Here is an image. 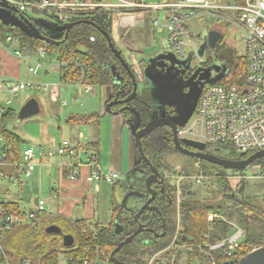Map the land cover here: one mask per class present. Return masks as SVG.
I'll list each match as a JSON object with an SVG mask.
<instances>
[{
	"label": "trees",
	"instance_id": "obj_1",
	"mask_svg": "<svg viewBox=\"0 0 264 264\" xmlns=\"http://www.w3.org/2000/svg\"><path fill=\"white\" fill-rule=\"evenodd\" d=\"M93 2L99 3L96 0ZM115 13L116 12L113 11H106L104 8H99L94 12L75 15L71 23L78 21L86 22L73 28L66 42L60 45H52L31 38L24 34L20 28L13 25H5L1 20L0 33L4 40L8 35L17 37L21 41L22 46H28L31 51H38L40 48H44L48 53L54 56L56 55L61 61L69 60L71 56L74 55L83 58L92 68L93 74L95 75L94 83L103 88L107 87L112 82L109 64L115 62L114 53L103 32L108 33L112 38V24ZM44 14L51 16L47 14V12ZM51 18L54 19L53 16H51ZM90 38H94V42H92ZM63 39L62 37L57 41H62ZM116 47L121 50L117 45ZM239 52L237 48L224 43L219 44L216 51H209L206 62L200 63L198 67H223L224 70L221 71V74L216 75V77L219 78H214V80L216 79L214 84H208L207 86H242L245 84L247 62ZM143 62H145V65L148 64L146 60ZM121 69H124L122 65ZM63 75L66 79L69 77V74ZM205 88L206 87H204L202 91ZM131 89L127 90L128 94ZM148 94L147 92V95ZM149 101L150 99L147 100V103H149ZM140 112L144 124H147L150 120L148 115L150 108H146V110L141 109ZM17 116V111L11 107L0 120V138L5 142L6 146L3 152L7 154L9 158L12 155L16 161L21 159L22 145L25 144V141L20 135L8 127V122L15 120ZM121 116L128 127H131V119L132 121L135 119L134 115L131 112L125 111ZM68 123L79 127H94L98 129L101 123V116L97 113L91 115L75 114L68 119ZM172 138L171 130L159 128L141 140L146 157L162 173L164 169L171 168L169 163L163 161V157L168 154V152L175 151ZM88 151H90L92 156L98 155V144L96 142L90 144V147L88 146ZM206 153L221 159L237 162L249 158L256 152L253 151L241 154L231 147L217 148L216 146L207 145ZM189 160L200 163L205 175L211 176L213 178L212 181L217 182L222 188L224 191V203L231 215L227 214L222 206L214 207L212 205H207L187 195L188 199L181 204L179 210L180 222H177L175 217L177 214L175 196L174 203L176 204L173 211L170 209L168 212L166 210L164 211L161 206L159 210L162 216L156 212L145 211L138 217L136 222L135 217L139 211L123 208L121 204H118L115 194L112 193V214L111 221L108 225L105 226L97 223L92 227L87 220L72 221L64 216H60L52 221L48 227H44V233L37 235L36 232L39 227L37 226V222L41 217V215H38L37 219L32 220L27 225L21 224L18 226L19 228L16 227L2 240L3 248L0 249V263L10 261L8 260L10 259V254L5 252V246L3 244L5 239L11 236L14 231L16 232V234H14L18 237L15 241L12 240L13 242L11 241L8 246L11 247L12 243L18 242L19 239L27 248L19 251V257L24 256L19 264H24L26 261H30L34 264H61V258L65 259L69 257L82 259H96L100 257L103 263L109 260L107 264H114L111 260V254L116 250L119 244L131 237L138 230V224L141 225L145 231L140 233L115 255L116 259L122 264H146L150 259L164 251L165 254L161 258L155 259L153 264H170V259L177 250H179V252L173 264H181L183 258L180 255H182V252L184 254H190L186 264H238L242 258L254 249L264 247V200L258 197L248 200L244 191L246 185H243L246 184V182H241L239 186L233 189L228 181V178L231 177L247 175L250 169L255 166L259 167V172L264 174V158L257 160L245 171L226 170L221 166L199 161L197 159L190 158ZM132 175L133 174L130 176L132 177ZM119 185H122L121 188L124 186V184L120 182L118 185L113 186V188L115 189ZM169 188L175 193L174 188L170 185ZM126 191L129 193V191L131 192L133 190L126 188ZM9 208L11 210H18L12 206H9ZM210 213H223L225 218H234L236 216L237 224L243 228L245 236L239 243V246L232 252L222 250L207 254L208 250L205 249L206 245L219 242L231 234L229 225L223 223L222 219L214 220L213 223L210 224L208 221V215ZM163 220L166 221V235L160 236V234L164 233ZM71 224L73 227L70 230L67 225ZM50 226L60 227L62 234L48 233L47 230ZM119 226H122L123 229L117 233ZM65 235L73 236L74 243L71 247L64 246L63 241ZM42 239L49 243L58 241L59 247L52 248L48 246L46 250L40 252L38 248L41 245L31 247L33 245L32 241L35 243L37 240L39 241ZM15 247L16 246L13 244L14 249H16ZM35 247H37V250H35ZM185 248L191 250V252H188ZM201 249H204L205 253H202ZM180 250L183 251L181 252Z\"/></svg>",
	"mask_w": 264,
	"mask_h": 264
},
{
	"label": "built area",
	"instance_id": "obj_2",
	"mask_svg": "<svg viewBox=\"0 0 264 264\" xmlns=\"http://www.w3.org/2000/svg\"><path fill=\"white\" fill-rule=\"evenodd\" d=\"M15 6L21 13L42 15L47 12L49 19L60 25L70 23L75 15L96 11L104 8L106 11L142 12L152 14V24L155 29H166L168 33L167 46L172 50L176 59H184L187 50L193 64L205 62V58L199 56L200 46L204 40L201 38L204 31L217 32L221 38L218 44L225 42L226 32L233 29L241 34L243 41V57L247 62L246 81L242 86L209 85L202 91L197 107L188 123L177 129V135L181 140H191L205 145L231 147L239 153L264 151V0H164L160 3H151L148 0H116L115 5L87 6L79 4H61L53 0H4ZM91 9V10H90ZM164 12L163 22H160V13ZM46 15V14H45ZM207 21H214L220 26L206 28ZM205 35V36H206ZM199 38V40H198ZM94 42V38H90ZM229 45V44H227ZM230 46V45H229ZM233 47V46H231ZM235 48V47H234ZM0 49L20 61L21 65L28 62V73L38 77L45 69V60L48 52L44 48L31 51L28 46H22L17 37L8 35L4 40L0 33ZM60 74L63 83L67 79L63 74H69L70 83L78 90L79 95L94 94L96 87L91 81L92 68L86 60L74 55L69 60H59ZM48 72V71H46ZM27 89L50 91L48 86L40 84H24L4 75L0 62V117L5 115L12 107L13 101L20 93ZM66 106V104H63ZM53 151L39 150V155L58 156L68 158L69 161L62 166L68 180L77 181L82 177V169L88 168L89 174L84 177L88 183L105 182L112 186L119 183L121 177L116 171L105 172L98 165V157L90 156L88 164L82 162L80 150L73 147L68 140H64ZM37 148L30 147L22 153L20 162L14 160L11 155L0 156V167L24 169L25 176L31 177L38 163ZM0 154V155H1ZM164 178L169 181H177L171 184L175 191L180 192L179 184L185 180H196L195 177H179L177 173L170 175L164 172ZM234 178H240L234 177ZM264 178V176H263ZM242 180V179H240ZM58 192L55 193V197ZM36 209L24 213L19 210H11L0 203V249L3 248L2 240L21 224L37 219L38 215L46 212V201L39 200L35 203ZM212 219V217H210ZM241 231L225 241L208 244L205 249L208 253L227 250H235L241 240ZM188 252V250L185 248ZM205 253L204 249H201ZM207 253V254H208ZM100 257L96 259L65 258L63 264H107ZM24 264H33L26 261Z\"/></svg>",
	"mask_w": 264,
	"mask_h": 264
},
{
	"label": "rangeland",
	"instance_id": "obj_3",
	"mask_svg": "<svg viewBox=\"0 0 264 264\" xmlns=\"http://www.w3.org/2000/svg\"><path fill=\"white\" fill-rule=\"evenodd\" d=\"M103 1L105 3H108L109 0H103ZM95 5H98V3H95ZM8 14H11V13H8ZM48 14H51V13H48ZM27 15L34 19L48 20V22L52 21L51 23L52 24L54 23V25L57 24L54 20L49 19V17L45 14L34 15L32 13H27ZM164 15H165L164 12L160 13V22H163ZM217 25L220 26L219 23H216L214 21H207L205 23L206 28L215 27ZM157 34H158L157 39L152 41L151 46L143 47L142 50H144V53L143 54L135 53V57H131L132 54L122 47L125 60L129 62L130 64H132L133 67L135 66V69H134L136 71L135 76L139 79V81H141V79L144 77L143 74H145V72H143L142 70L138 71L139 70L138 68L140 66L138 65L137 62H142L143 60H145V58H148L149 55H153L151 53L152 51L153 53L155 52L157 56L160 55V51L162 50L167 51L168 54L171 56L173 54L172 50L168 48L167 43H166L167 42L166 30L164 34H159V33ZM205 35H206V31L203 32L201 38H203ZM225 42L229 44L230 46L237 48L238 51H240L239 53L241 54L243 53V48H244L242 44L243 41H242L241 34L238 31H234L233 29H228L226 32ZM116 45L121 49V45H118V44ZM189 57H190V50L188 49L186 58L177 59V60L179 63H184L189 59ZM150 59L152 58H149V60ZM29 65L30 64L28 62H24L22 64L21 78L15 79V80L21 83H24V84H40L42 87L48 86L49 90L51 89L53 90L58 87L60 91V99H59L60 102L58 103V100L54 101V99L51 96L50 91L38 92L32 89H27L24 92L20 93L19 96L13 101L12 108H14L17 111L18 116L15 120L8 122V127L12 129L13 131H15L17 134H19L25 140V144L22 145V151L32 144L40 145L38 144V140L43 141L47 136L51 134L49 132L50 130L49 127L53 129L59 126L60 130L57 129L56 131L55 130L52 131L55 134L51 136L53 139H55L56 142L62 141L64 139L66 140L74 139L75 137H78L79 133H84L87 136H88V132L93 133L94 130L92 128L87 129V127H79V126H75V125L68 123V119L72 115H75V114L76 115H91L94 113L99 114L101 116V123H100V126L98 127L97 133L100 135L101 134L104 135V137L110 134V131H111L110 126L115 121L113 120V117L110 114H106L104 112L105 111L104 102L106 100V94L102 86H98L94 83V78H95L94 74H91V81L96 87V94L95 95L93 94L79 95L75 87L73 86V84L70 83L71 75H69V77L67 78V81H68L67 84L63 83V80L60 77V70L58 67L59 61L56 60L55 57L51 56L50 58L48 57L45 60V69L41 71L38 77L28 73L27 68L29 67ZM46 71H48V73H46ZM144 79L146 78L144 77ZM144 86L145 85L141 83V87H144ZM151 86L156 92L157 87L154 86L153 84H151ZM192 93L193 92L191 91V94ZM32 98L37 99V101L39 102L40 113L37 115H32L30 117L22 119L20 117L21 109L23 108L24 104L27 103ZM64 103L66 104V106H63ZM190 104L191 106H193L194 101L192 100ZM153 105L158 108L162 106L161 101L155 97V93L153 95ZM0 120H1V117H0ZM80 140H84V138ZM4 145H5V142L0 138V153H1V147ZM174 149H175V145H174ZM83 158L85 159V157ZM189 159L190 157L186 155H182L178 153L176 150L168 152V154H166L163 157V161H165L166 163H169L170 164L169 166L171 167V168L169 167L170 169H164L163 170L164 172H168V174L170 173V175H172L173 173H177L179 177L188 176V177L197 178L196 180L183 181L182 183L179 184V188L181 187L180 192H178V189H177V192L175 191L176 194L174 196L177 202V214L175 217H176L177 222L181 221L180 214H179L181 204L188 199V196L196 201H202L207 205H212L214 207L222 206L225 209V212L227 214H230V212L228 211L226 207V204L224 203V198H223L224 191L222 190V188L217 184V182L212 181L213 178L211 176L205 175L200 163L191 161ZM263 176L264 174L259 172V167L255 166L250 169L247 175L245 176L241 175L240 178H234V177L228 178V181L230 182V185L233 189L239 186L241 182L243 181L246 182V184H243V185H246L244 191H245V196L248 198V200H250L251 198H255V197L256 198L258 197L259 199L264 200V178ZM236 177H239V176H236ZM22 178H23L22 186L24 187L26 185L25 184L26 181H29V179L26 178L25 176ZM127 181L130 182L129 179ZM175 183L178 184L177 181H171V184H175ZM121 186L122 185H119L114 189L113 186L108 184L105 186L106 191L102 192V194H98L94 190L87 192V195H91V198H92L91 207L94 209V214H92L91 216H86L83 213H81V211L77 210L76 214L72 218L74 220L75 219L89 220V222H91L90 226L92 227L95 226V224L97 223H101L102 225H108L110 223L109 221L111 220V214H112L111 213L112 212L111 198H112V193L114 190L116 193V199L118 201V204H121V205L130 204L131 205L130 207H132L135 200H137L138 205H139L142 199L141 198L139 199L136 196V194H133V193L125 194V191L122 190ZM23 190H20L18 186H13V184L11 183V178L8 175L7 176L5 175V177L2 178V175L0 174V197H6L10 194H14L15 196L16 195L21 196L23 194ZM44 190L45 192L41 194V197L45 198V200L47 201L46 202V212L42 214L41 217L38 219L37 226L39 227L37 228V232H36L37 235L40 233H44V230H45L44 227L45 226L48 227L50 224L48 222V219L56 216L58 213L57 209L54 208L53 205L51 206L49 205L50 201L48 200V197H49L48 188L44 186ZM7 199H11V198L7 197ZM40 199L41 198H39L38 196H36L34 199H31L29 189H26V192L24 193L23 202H21V205H22L21 208L26 211H29L30 209L31 210L36 209L37 205H35L34 201L37 200L39 202ZM175 199H174V202H175ZM210 217H212V219H210ZM221 219L223 223H225L226 225H229L230 227L229 230L231 231V234L227 238L221 240V242L229 238H232L239 231H241L242 233L241 240L244 238L245 232L243 228H241L237 224L236 216L234 218H227V217L225 218V215L223 213H220V214L210 213L208 215V221L210 224H212L214 220H221ZM67 227L71 230L73 225L72 224L67 225ZM15 234L13 233V235H11V239L9 241H6L8 238L5 239V245L3 244L5 246V249H4L5 252L6 253L8 252L10 254L9 255L10 259H8L10 260L9 261L10 263L7 261L5 263H0V264H19V262H21V259L24 257V256L19 257V251L20 250L22 251L27 248L23 245V243L19 239H18V242L12 243L11 247L8 246V244L12 240L15 241L17 239L18 236ZM12 236H14L13 239H12ZM53 239H56V238H53ZM241 240L239 241V243L241 242ZM32 242H33V245L31 247H34L35 245L36 246L41 245L38 248L39 252L46 250V247L48 246L52 248L59 247L58 241H53L49 243L48 241H44V239H42L39 241L37 240V242L35 243L34 241ZM239 243H237L238 246H239ZM13 244L14 246H16L15 247L16 249L13 248ZM36 248L37 247H35V250H37ZM180 251L182 252L183 250H180ZM164 252L157 254L155 257L150 259L146 264H153L155 259L161 258L165 254ZM178 252L179 250H177V252L173 255V257H171L170 264L175 263ZM189 255L190 254L188 253L184 254L182 252V255H180L183 258L181 261V264H186V261ZM63 262H64V259L61 258V264H63Z\"/></svg>",
	"mask_w": 264,
	"mask_h": 264
},
{
	"label": "crops",
	"instance_id": "obj_4",
	"mask_svg": "<svg viewBox=\"0 0 264 264\" xmlns=\"http://www.w3.org/2000/svg\"><path fill=\"white\" fill-rule=\"evenodd\" d=\"M53 1L60 2L61 4H68V3L79 4L80 2H83L87 4V6H92V7L94 6L93 4H95L93 2L94 0H53ZM96 1L99 2L98 4L100 5L118 4V1L116 0H109L108 3H105L103 0H96ZM148 1L151 3H160L164 0H148ZM165 30L166 29H160L157 31V29L153 27L151 13L121 12V10H118L115 13L112 24V41L114 42L115 45L116 44L121 45V49L123 47L124 49L129 51L132 54L131 57H135V53L143 54L144 50H142V48L145 46L147 47L151 46L152 41L157 39L158 36L157 33L164 34ZM167 37H168V33L166 36V40ZM163 52H165V50L160 51V54ZM151 53L153 55H149L148 58H145L146 61L149 58H155L157 56L155 52L153 53L152 51ZM143 61L137 62L138 65L141 63V66L138 68L139 69L138 71H141V67L145 66V62ZM0 62L2 64L4 75L7 78L10 79L21 78L22 65L19 60L10 56L4 50L0 49ZM60 77L61 79H63L62 74H60ZM76 91L78 92L77 89ZM95 94L96 92L93 95ZM51 96L54 99V101L58 100V103L60 102L59 101L60 91L58 87L53 89ZM105 102H104V106H105ZM38 108L40 113L39 102H38ZM105 113L109 114L108 112ZM111 116L113 117V120L115 122L110 126V130H111L110 134L107 135L106 137H104V135L102 134L101 135L98 134L97 133L98 129H95L94 127H87V129L92 128L94 130L93 133L87 131L88 136L85 135L84 133H79L78 137H75L74 139H69L68 141L73 147L82 149L80 150L81 152L80 157L82 162L85 164H88L91 158L90 157L91 153L90 151H88L87 147L88 146L90 147V144L96 142L99 148V151H97L98 155H96L99 159L98 165L105 172H108L109 170H113L121 174V183L125 184L126 178L135 169L136 165L138 164V160H139L138 154L134 141L132 139L131 132L129 131L123 118L120 116H113V115ZM49 129H50L49 132L51 134L47 136L43 141L38 140V144L40 145L32 144L24 149L26 150L30 147H35L38 149L37 150L38 163L36 169L31 175V177L28 178L29 181H26L25 183L26 185L24 187L22 186L23 185L22 177L25 176L24 169L0 167V174L2 175V178L5 177V175L6 176L8 175L11 178V183L13 184V186H18L20 190H23L24 188L23 194L21 196L20 195L15 196L14 194H10L6 197H0V203L8 207L12 206L13 208L18 209L19 211H23L26 213L31 212L33 209L26 211L21 208L22 207L21 202H23L24 193L26 192V189H29L31 199H34L36 196H38L39 198H41V200L42 199L45 200V198L41 197V194L45 192L44 190V186H45L49 190V194H48L49 196L48 200L50 201L49 205L50 206L53 205V207L56 208L58 211L56 216L48 219L49 223L56 220L60 216H64L72 221L85 220V219L74 220L72 217L76 214L77 210L81 211V213H83L86 216H91L92 214H94V209L91 207L92 198L91 195H87V192L94 190L96 193L102 194V192L106 191L105 186L108 185V183L100 182L98 184L96 183L88 184L84 180V177L89 174L88 168L82 169L81 179L71 182L66 177L67 174H65L62 170V166H64L69 161L68 158L58 157L56 155L51 157H49L48 155L45 156L39 155V150L42 149L47 151H53L54 147H57L58 145H60L62 141L66 140L64 139L62 141L56 142L55 139L51 137L53 134H55L52 131L54 130L56 131L57 129L60 130L59 126L53 129L49 127ZM83 138L84 140H80ZM24 150L22 151V153L24 152ZM22 153H21V159H22ZM2 155L3 154H1L0 156ZM83 157H85V159ZM21 159L17 161L20 162ZM57 192H58V196L55 197V193ZM113 194H115L116 196L115 191H113ZM7 197L11 199H7ZM36 201L37 200H35L34 203H36ZM87 221L89 222V220ZM99 224L102 225L101 223ZM13 233H15V231ZM10 239L11 236H9L6 241H9ZM4 245H5V241H4Z\"/></svg>",
	"mask_w": 264,
	"mask_h": 264
},
{
	"label": "water",
	"instance_id": "obj_5",
	"mask_svg": "<svg viewBox=\"0 0 264 264\" xmlns=\"http://www.w3.org/2000/svg\"><path fill=\"white\" fill-rule=\"evenodd\" d=\"M11 14H8V13ZM0 20L2 21L3 24L5 25H10V26H15L21 29V31L26 34L27 36L31 38H35L41 41H44L48 44L52 45H60L61 43H65L69 33L73 28L76 26L85 23L86 21H78V22H73L70 24H64L60 25L52 24L51 22H48V20H43V19H34L31 18L30 16L27 15V13L24 15L19 12V10L11 5L10 3L0 0ZM58 25V26H56ZM45 30H43V29ZM106 39L108 40L109 46L112 50V52L115 54V56L118 58V60L121 61V64L123 67L127 70V72L130 74L131 78L135 80V77L133 75V71L131 70L128 62L125 60L124 54L122 50H119L114 42L112 41V38L109 36L108 33H104ZM64 38L62 41H57L60 38ZM221 38V36L217 32H209L206 37H205V43L201 46L199 50V56L204 55V49L206 45L212 47L215 45V42L218 41ZM148 66L146 69H144L145 74L144 77L151 82L154 86L157 87V91L152 88V96L155 93V97L159 99L162 103L161 111L164 114V110L166 106L170 107H177L176 111L178 112L177 118L174 121H166L165 118H161L160 120H157L155 123L151 124L148 126L146 129H143L141 131H138L140 128V121H138L137 125L131 126V135L132 139L134 141L136 150L139 152L141 157L148 162V160L145 158L144 151H143V146L141 143V139L144 138L145 136L149 135L152 133L156 128L158 127H164L167 126L172 130L173 134V143L175 145V150L182 154L186 155L192 159H197L199 161H204L208 162L211 164H215L218 166L223 167L226 170H235V171H245L248 169L250 165L255 163L257 160L263 159L264 158V151H259L256 152L255 154L251 155L249 158L243 160V161H229L225 159L218 158L214 155L207 154L204 152L206 145L203 143H198L194 141H189V140H184L181 141L179 140L177 136V129L185 126L190 118L192 117L202 89H199L197 93H192L191 90L186 94L185 91L183 90L185 85H176L175 87V79L171 78L170 74H180V73H186L188 70L191 68V58L188 59L184 63H179L176 57L172 54L169 55L168 52H163L159 56L148 59ZM163 62L164 66L162 67L160 63ZM166 62H171L173 65L177 64L180 66V69L178 72H175L173 69L176 68H171L168 67L169 64H166ZM220 68V67H219ZM159 69V70H158ZM177 70V69H176ZM143 77V79H144ZM217 78V77H215ZM219 78V77H218ZM217 78V79H218ZM216 80V79H215ZM215 80L212 79V81L209 84H214ZM173 83V84H172ZM173 86H171V85ZM170 85V86H168ZM136 84H135V90H136ZM173 88V90H172ZM135 96H132L130 100H127L126 102L131 101L134 99ZM194 101V105L191 106L190 102ZM110 109V108H109ZM107 108V111H109ZM39 113V108H38V102L36 101L35 98L29 100L21 109L20 112V117L22 119H25L27 117H30L32 115H37ZM111 113V111H110ZM134 113V112H133ZM135 114V113H134ZM137 114V113H136ZM135 114V115H136ZM115 115V114H114ZM137 116V115H136ZM138 118V116H137ZM139 120V118H138ZM182 144L188 145L193 147L194 149L198 150V152H190L187 149L182 147ZM3 150L5 149V146L2 148ZM244 154V153H241ZM134 173L132 171L128 177L126 178L125 183L129 179L130 175ZM153 177H157V171L154 170L152 171ZM124 191V190H123ZM136 194V196H144V194L141 193H136V192H129ZM128 194V193H127ZM145 197V196H144ZM128 203V202H127ZM123 208H126L128 210H133L128 207V204L122 205ZM148 204L143 206L141 210H139V213L135 217V221L137 222L138 217L148 208ZM138 224V223H137ZM138 230L129 238H127L124 242L119 244V246L116 248V250L111 254V260L114 264H122L119 262L115 255L117 252H119L125 245L129 244L135 237H137L140 233L145 231V229L138 224ZM122 226L118 227L117 233H119L122 230ZM48 233H55V234H62V230L58 226H50L47 230ZM74 243V238L71 235H65L64 237V246L65 247H71ZM227 264H234V263H227ZM238 264H264V247L255 249L254 251L250 252L247 254L244 258L240 260Z\"/></svg>",
	"mask_w": 264,
	"mask_h": 264
},
{
	"label": "flooded vegetation",
	"instance_id": "obj_6",
	"mask_svg": "<svg viewBox=\"0 0 264 264\" xmlns=\"http://www.w3.org/2000/svg\"><path fill=\"white\" fill-rule=\"evenodd\" d=\"M219 41V40H218ZM218 41L215 42V45L210 47L208 45H206L205 49H204V55L201 58H205V60H207V55L209 53L210 50L216 51L217 47H218ZM205 43V39L202 42L201 46ZM200 46V48H201ZM115 62L110 63L109 67L110 72H111V77H112V82L110 85H108L107 87H103L105 94H106V102H105V112H108L109 114L113 115V116H120L122 117V113L127 111V112H131L134 115V120L132 121L131 119V126H136L138 121H140V128L138 129V131H141L143 129H146L148 126H150L151 124L155 123L157 120H160L161 118H165L166 121L170 120V121H174L177 118L178 112L176 111L177 107H170V106H166L165 110H164V114L161 111V108L159 107H155L153 105V96H152V92L153 90H151L152 86H151V82H149L146 79H141V81H139V79L135 76V72L133 73L135 80H133L130 76V74L127 72V70L124 68L123 70L121 69V61L118 60V58L115 56ZM206 62V61H205ZM203 62V63H205ZM166 64H169L168 67L171 68H176L173 69L175 72H178L180 69V66L175 64L173 65V63L171 62H166ZM160 65L163 67L164 63L161 62ZM123 66V65H122ZM145 67H147L145 65ZM197 63L196 64H191V68L190 70L192 71H188L186 74L180 73V74H170L172 79H175V87H173L174 89H176V85H185L183 90L185 91V93L187 94L190 90L193 93H197L199 91V89H203L204 87H206L211 81L212 79H214L216 77L217 74H221V71L224 70L223 67H198ZM198 71H197V69ZM127 74V75H126ZM125 75V76H124ZM141 83H143L145 86L141 87ZM135 84L136 86V90H135ZM173 84V83H172ZM171 85V84H170ZM168 85V86H170ZM173 86V85H171ZM132 88V89H131ZM172 88V90H173ZM128 89H131V91L128 94ZM147 92L149 93L147 95ZM132 96H135L134 99H132L129 102H126L127 100H130V98ZM122 98V99H121ZM149 103H147V100H149ZM107 108L109 109V111H107ZM150 108V112H149V122L147 124H144L143 120H142V116H141V109H145L146 110ZM111 111V113H110ZM138 116L134 114V113ZM115 114V115H114ZM123 118V117H122ZM124 120V119H123ZM125 122V121H124ZM126 123V122H125ZM127 125V124H126ZM128 127V125H127ZM159 128H167L169 130H171L169 127L164 126V127H158L155 130L159 129ZM129 131L131 132V127H128ZM154 130V131H155ZM172 132V130H171ZM151 134V133H150ZM146 137V136H145ZM173 137V134H172ZM142 140V139H141ZM172 142H173V138H172ZM174 146V144H173ZM182 147L187 149L190 152H198V150L194 149L191 146L188 145H184L182 144ZM175 150V149H174ZM204 152L206 153V148L204 150ZM138 154V164L136 165L135 169L133 170L135 173H132V177H129L130 182H126L123 186V189L125 191V194H127L126 188L132 189L133 191L131 192H136V193H141L144 194V196H137L139 199L141 198V202L138 205V201L135 200V204L132 205V207H130L131 205L129 204L128 207L133 209V211H139L141 210V208L143 206H145L146 204H148V208L145 211L148 212H156L159 213V215L161 214V211L159 210V208L162 206V210H166L168 212V210L170 209L171 211H173L175 204L174 203V191H172L169 188V183L168 181L164 178V173L160 172L151 162L150 160L146 157L145 153V158L148 160V162H146L141 155L139 154V152L137 151ZM230 161V160H229ZM156 170L157 171V177L154 178L153 177V173L152 171ZM174 188V187H172ZM175 189V188H174ZM130 192V191H129ZM138 199V200H139ZM144 211V212H145ZM143 212V213H144ZM142 215V214H141ZM162 216V215H160ZM165 226H166V221L163 220V230L164 233L160 234V236H164L166 235L165 232ZM158 235V234H157ZM173 245V244H172Z\"/></svg>",
	"mask_w": 264,
	"mask_h": 264
},
{
	"label": "bare ground",
	"instance_id": "obj_7",
	"mask_svg": "<svg viewBox=\"0 0 264 264\" xmlns=\"http://www.w3.org/2000/svg\"><path fill=\"white\" fill-rule=\"evenodd\" d=\"M220 242V241H219Z\"/></svg>",
	"mask_w": 264,
	"mask_h": 264
}]
</instances>
